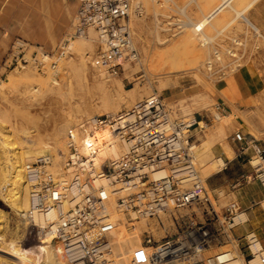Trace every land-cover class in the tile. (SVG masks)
I'll list each match as a JSON object with an SVG mask.
<instances>
[{
    "label": "built area",
    "instance_id": "2783aa9c",
    "mask_svg": "<svg viewBox=\"0 0 264 264\" xmlns=\"http://www.w3.org/2000/svg\"><path fill=\"white\" fill-rule=\"evenodd\" d=\"M76 2L73 35L87 38L93 31L97 37L98 50L91 66L115 76L125 62L139 59L130 25L131 0ZM140 10L136 5L134 11ZM66 43L64 40L59 44L58 54H64ZM28 50L25 41L15 39L3 67L22 68L31 64L40 72L56 68L55 62H49L54 53L36 47L27 59ZM216 51L206 62L209 70L218 61ZM232 53L228 50V54ZM226 77L222 73L219 78ZM228 115V109L217 104L211 118L205 120L195 115L172 118L162 97L153 93L116 114L86 119L77 134L66 139L61 174L51 170L50 154L39 155L24 165L25 183L30 188V224L39 229L43 240L54 238L66 264H114L118 255L106 225L107 205L101 195L108 191L129 223L173 215L176 227L173 235L155 240L151 231L145 232L144 243L151 248L147 264H229L235 250L222 251L218 247L228 245L235 228L248 222L234 223L235 217L247 211L232 200L222 208L221 216L218 214L216 203L225 193L211 190L203 182L195 165V145L190 141L193 130L203 129ZM101 131L113 134L120 146L118 155H104L111 144L103 139ZM229 139L235 148V158L250 169L236 178L233 189L256 181L264 190V141L240 130ZM215 161L219 171L227 169L230 162L223 154ZM190 207L201 209V220L197 221L192 214L174 215ZM36 217L43 224L35 222ZM234 240L242 264H251L253 247L264 251L255 231ZM129 264L139 262L131 258Z\"/></svg>",
    "mask_w": 264,
    "mask_h": 264
},
{
    "label": "rangeland",
    "instance_id": "374dc122",
    "mask_svg": "<svg viewBox=\"0 0 264 264\" xmlns=\"http://www.w3.org/2000/svg\"><path fill=\"white\" fill-rule=\"evenodd\" d=\"M131 1L132 13L135 15V20L130 19V25L139 59L131 62L128 68L124 66L118 75L115 76L91 66V62L98 50L97 37L95 42L94 40L92 41L94 49L89 51L87 55H84L83 60L87 76L84 75L83 77L81 73H76L75 70L72 72L73 70L70 69L71 65H76V67L81 66L82 54H78L77 51H74L71 45L86 42L88 40V38L76 37L73 35L72 23L67 32L60 37L56 43L52 44V46H44L41 43L28 41L20 36H16L13 39V41L15 39H21L28 44L29 50L26 51L25 56L27 59L31 58L30 56L32 52L36 50V47L43 46L48 51H50L49 49L51 48L54 49V52H51L54 53V55L49 62H55L56 68H46V70L40 72L31 64L22 68H14V66H11L5 69L0 76V123L3 125L0 127V138H7L10 136L11 132L13 136L12 140L16 143V146H18L17 148L15 145H11L14 142L9 138L5 141L6 145L9 143V145L12 146L10 147L12 149H9L10 151L7 152L8 155L12 157V161L14 158L20 156V150L24 154V150L26 149L25 144L23 145L24 142H21L20 138H15V134H13L14 130L22 128L32 130L33 132H31L33 134L31 133L29 142L33 141L36 145L43 146L51 142V137L55 129L63 124L64 118L70 113L81 116L77 118L76 121V123H78L77 130L80 124L85 122L86 119L94 115L105 114L100 107L101 102L99 100L101 94L100 87L103 82H107L111 85V92L115 96L119 86H122L123 91L117 95L122 102L118 112L156 93L162 97L167 108L170 109L172 118H187V116L192 117L195 115L197 118L205 120L211 118V115L214 113V106L221 104L217 97L219 94V84L222 80V78L219 77L222 73L229 76L249 69L252 73L264 78V0H255L253 5L244 13L259 28L258 34L254 32L251 27L246 25L241 17H237L234 11L227 8L223 11V14L219 15L213 21V26L208 25L204 30L209 38L212 37V40L204 46L201 45L202 43L196 34H193L194 39H184V37L188 35L187 32H190L191 29L190 27H183L182 24L184 22L200 19L203 14H206L208 10L221 2V0ZM250 1L252 0H233L232 4L236 9H242V7H245ZM136 5L141 7L139 12L134 11ZM90 35L91 31L89 33V36ZM61 39L67 40L63 55L56 52ZM10 48L11 46L7 54ZM215 50L219 52L220 58L215 62L214 68L209 70L206 62L213 56ZM228 50H231L233 53L228 54ZM161 63L165 65L173 63L175 65H180V68L193 64L192 67H194V69L188 73L170 72L169 70H167L166 73H160L159 68L161 67L160 65H162ZM25 75L29 77L28 84L40 87V91L34 90V92L31 90L32 94L30 95L32 96L28 98V100L24 98V84L10 88L11 78L18 79ZM195 76L196 78H194ZM51 77L59 81L57 87L60 89L57 90L56 88L54 90L56 91L55 94L49 93V90L47 91V87L45 86V81H48ZM195 79L198 80L196 81ZM161 81L169 84V90L160 87ZM200 81H202V83ZM41 82L44 84L42 85ZM42 86L44 87L42 88ZM262 88H264V84H262ZM44 90L47 92L43 93L45 92ZM203 95H207L210 98L208 106H203V101L201 102L199 100ZM194 99H197L198 103H195ZM201 107L204 108L202 109ZM184 108L188 111L183 113ZM235 109L237 111L236 116L227 124L224 134L219 136L216 142L210 143L205 139L214 132L215 127L222 120H227L230 114L220 120L212 121L210 125L203 129L198 128L193 130L190 138V141L194 142L195 145L193 149L195 154V165L201 177V167L204 164L206 165L211 161H215V159L221 155L218 152L219 149L230 161L227 169L219 171V167H217L215 173L211 176L205 179L203 177L201 178L209 189L224 191L225 196L220 198L216 203V210L220 216L223 212L222 208L230 201L236 200V198L232 197V194V198L229 196L231 192L241 191L243 194L245 189L249 187L255 188L252 192H259L261 189L259 183L256 181L233 189L232 185L236 181V178L243 172H249L250 169L243 161L235 158V148L230 142L229 137L233 132L240 130L264 141V89L254 98H251L249 102L245 104V108H234V110ZM187 113H190V116ZM234 124L236 126H234ZM67 137L65 138V142ZM9 145H7V148H9ZM13 146H15L14 148L17 151L13 149ZM40 153L43 154L44 152ZM39 155L40 154L35 157L33 156L30 160L24 159L23 157V164L25 165L33 161ZM54 161L53 156V166L51 170L54 174H61L63 172V159L59 171L54 167ZM24 165L22 167H24ZM24 184L27 187L26 199L28 201L30 188L26 183ZM109 195L106 194L107 197L113 199ZM0 211L3 213L1 214L0 212V214L4 216L2 217L0 215V235H4L5 242L3 246L0 244V249L2 250H0V252H3L0 253V264H6L5 261L8 264L10 260L13 261V264H40V256L43 254L42 259H44V253L48 254L47 250L55 245L52 244V242L49 244H40V241L43 240L42 234L39 229L27 222V214L26 216H21L16 213L2 197H0ZM118 211L119 214L122 213L120 210ZM181 214H187L189 216L192 214L197 221L201 220V209L199 207H190L174 213L175 216ZM122 215L125 222L124 226L127 231L134 230L133 228L138 227L141 222H145L146 228L138 236V242H135L136 239H130V241L125 243L121 241L116 234L111 232L109 228V235L114 244L115 253L118 255L117 261L115 262L116 264H129L131 258L135 259V254L142 251L143 248H148L144 243L146 231H151L155 240H160L176 232V227L172 221L173 215L167 214L161 216L158 220H140L133 223H129L126 215L123 213ZM248 218V222L240 226L242 228H235L237 230L234 231V238L242 232L244 227L251 226L252 228L249 231H255L260 237V240H264V233H261L259 228L253 229V227L257 225L255 219L249 216ZM230 238L231 242H229L228 245L226 244V246L219 245V250L232 249L235 250V253L236 251L239 253L237 250V241L234 240L233 236H230ZM136 243L139 245H136ZM262 244H264V242H262ZM13 247L24 248L27 252L24 256H15L10 252ZM148 253L150 254L149 248ZM1 256L3 258L5 257V259ZM36 258L39 259V261L36 260Z\"/></svg>",
    "mask_w": 264,
    "mask_h": 264
},
{
    "label": "bare ground",
    "instance_id": "6f19581e",
    "mask_svg": "<svg viewBox=\"0 0 264 264\" xmlns=\"http://www.w3.org/2000/svg\"><path fill=\"white\" fill-rule=\"evenodd\" d=\"M254 1L255 0L250 1L245 7H242V9H236V7H234L233 4H231V2L229 0L223 1V2L215 5L210 10H208L206 12V14H203V16L200 19H196L195 21H190V22H186V23L184 22L182 24L183 27H186V28L190 27V29H191L190 32H187V34L189 36L185 34L186 37H184V39L185 38H189V39L193 38L194 39V37H193L194 35L193 34H196L199 37V40L202 43L201 45L204 46L208 42H210V38L204 32V30L207 28L208 25H211L212 21H214L212 19H214V17L217 18L218 17L217 15L220 14L221 12H223V10L226 7L234 9L235 14L237 15V17H241L242 20L245 22V24L248 25L249 27H251L254 30V32H256L258 34L259 33V29L253 23H251L250 19H248L246 14H244L245 11H247L250 8V6L253 4ZM131 14H133V13L131 12ZM134 16H135L134 14L131 15L130 19L131 20H135ZM87 38H88V40L86 42H80L78 44H72L71 45L74 51H77L78 54L79 53L82 54L81 55L82 64H81L80 67H76V65H71L72 67L70 66V69L73 70L72 72H74V70H75L76 73H79V74L81 73L83 77H84V75L87 76L85 63H84V60H83L84 59V55H87V53L89 51H92L94 49V45L92 44V41L94 40V42H95L96 34L93 31H91V35L89 37H87ZM189 39H187V40H189ZM193 39H191V40H193ZM133 43H134V41H133ZM134 45H135V43H134ZM69 48H70V46H69ZM216 52L218 53V51H216ZM217 55H218L217 57L219 59L220 58V54L218 53ZM192 65L193 64H190V66L188 65V66H184V67L180 68V65H175L173 63L170 64V65H165L163 63L162 65H160L161 67L159 66L160 67L159 68V72L160 73H163V72L166 73L167 70H169L170 72L176 71V72H187L188 73L189 71L194 69V67H192ZM68 66H69V64H68ZM124 66H125V68H128L130 66V63L129 62H125ZM194 78H196V76ZM28 80H29V77L27 75H25L24 77L18 78V79L11 78V84H10V88L11 87L12 88L13 87H17L18 85L20 86V84H24L25 87H24V90H23L24 91L23 94L25 95L24 98L27 99V100H28V98H31V96H32V95H30V94H32L31 90L40 91L39 90L40 87H37L36 85L28 84L29 83ZM200 82L202 83V81H200ZM41 84L43 85L44 83L41 82ZM57 85H59V81L57 79H55L54 77H51L50 79H48V81L47 80L45 81V86L47 87V91L49 90L48 91L49 93L55 94L56 91H54V90L56 88H57V90L60 89L59 87H57ZM43 87L44 86H42V88ZM160 87L169 90V84L168 83H164L163 81L160 82ZM100 88H101V94H100L99 100L101 102L100 103V107L104 111L103 113H105V114H116V112L119 111V108L121 107V104H122L121 99L119 98V96H117V95H119L121 93V91H123L122 90V86L121 85L119 86L118 90L116 91V93H117L116 96L112 94V92H111L112 87H111V85L109 83L103 82V84L101 85ZM44 91L45 92H43V93L47 92L46 90H44ZM26 95H28V96H26ZM33 95H34V93H33ZM209 99H210L209 96L203 95V97H201V99H199V100L201 102L203 101L202 102L203 106H208L209 102H210ZM169 101H170V99H169ZM194 102L198 103V100L194 99ZM183 110H184L183 113L188 111L185 108ZM236 113H237V111L235 109L234 113L230 114V117L227 120H224V121L222 120L215 127L214 132L211 133L210 135H208L205 140L210 142V143L216 142L217 138L224 134L225 127L236 116ZM188 115L190 116V113ZM79 117H81V116L78 115V114L76 115V114H71L70 113L69 115H67V117L64 118L65 120H64L63 124L59 128L55 129V132L53 133V135L51 137V142L46 144V145H43V146H38L33 141L29 142V138H31V133L33 132L32 130H30L28 128H22V129L14 130L13 134H15V138L16 139L20 138L21 142H24L23 145L25 144L26 149L24 150V154L20 150V153H19L20 156H18V153L16 152L18 157L14 158L13 161H12V157H10L8 155V153H7L8 151H10L12 149V148H10V147H12L11 145H15L16 146V143L12 140L13 136L11 135V132L9 131L10 132V136H8L9 135L8 134L7 138H5V137L0 138V197H2V199L4 201H6L9 204V206L16 213H18L19 215H21V216L25 215L26 216V214H27L26 218H27V222L28 223H30V221H29L30 219L28 217L29 201H27V199H26L27 187L24 184L25 183V179H24L23 169H22L23 168L22 166L24 165L23 164L24 163L23 162V157H24V159L30 160V158L32 159L33 156L35 157L38 154H40V155H43V154L44 155L45 154L53 155L54 156V160H55L54 161V167L57 169V171H59L61 169V161L63 159L64 153L66 152L65 138L67 136L69 137L70 135H76L77 134V132H78V130H77L78 123H76V121H77V118H79ZM1 118H2V116H1ZM22 118H24V117H22ZM5 119H3V120H5ZM6 121H4V122H6ZM0 122H1V119H0ZM31 122H33V121H31ZM1 126H3V125L1 124L0 127ZM14 127H15V124H14ZM3 128H5V127H3ZM0 134H1V132H0ZM4 136H5V134H4ZM101 136L103 137V139L110 141V144H111V147L106 149V151L104 152V155L105 154H107L108 156H116V155H118V153L120 152V146L118 144H116V140L114 139L113 134H111L109 131H103V132L101 131ZM8 138L11 139L15 143V144L12 143L11 145H9V143H7V145H9V148H7V145L5 143V141H7ZM9 142H10V140H9ZM15 146H13V149H15L14 148ZM16 147L18 148V146H16ZM40 152H44V153L41 154ZM16 153H14V154H16ZM193 155H194V158H195L194 150H193ZM11 156H12V154H11ZM218 166H219V164L216 161H211V162H209L206 165L204 164L201 167L202 177L205 179L206 177L211 176L213 173H215L216 168ZM62 168H63V166H62ZM106 194L109 195L108 191H103L101 193V195L104 197V199L106 201V205H107L106 225L108 226V228L111 229V232L116 234V236H118L121 239V241H123L124 243L127 242V241H130V239H136L135 242H138V240H139L138 236L146 228L145 222H141L138 225V227L133 228L134 230L127 231L125 226H124L125 222H124V218H123L122 213L121 214L118 213L119 211L115 207L114 200L110 199L109 197H107ZM1 214H3V213L1 212ZM2 217H4V216H2ZM246 220H248V216L246 215V213H243L240 216L234 218V223H238V222H242V221H246ZM35 222H37L38 224H43L42 219H40L38 217L35 218ZM51 242L55 246H53L51 249H49L51 251L47 250L48 254L44 253L45 254L44 259H42L43 254L40 256L41 257V261L40 262L42 264H65L66 262L63 259L61 260L60 245L56 243V241L54 240V238L52 236L47 237L44 240L40 241V244H46V243L49 244ZM133 243H134V241H133ZM0 244L2 246L5 245L4 235L3 234L0 235ZM136 245H139V244L136 243ZM2 246H1V248H2ZM148 248H149V250L151 252V248L150 247H148ZM148 248H143L142 251H140L137 254H135V259L139 262V264H147V260H148V256H149ZM10 252L13 255H15V256H24L26 254L27 250L24 249V248H21V247H13L10 250ZM253 252H254L255 255H254V259L252 260L251 264H264V251L261 252V251H259V250H257L256 248L253 247ZM0 253H3V252H0ZM3 259H5V257ZM232 259L233 260L230 261L229 264H242V262H243L242 257L239 256L237 251H236V253L234 252V254L232 255ZM36 260L39 261V259H37V258H36ZM2 262H3V260H2ZM34 262H36V261H34ZM5 263L7 264L6 261H5ZM8 264H13V261H11V260L8 261ZM32 264H35V263H32ZM114 264H116V263H114Z\"/></svg>",
    "mask_w": 264,
    "mask_h": 264
},
{
    "label": "crops",
    "instance_id": "0c3cea01",
    "mask_svg": "<svg viewBox=\"0 0 264 264\" xmlns=\"http://www.w3.org/2000/svg\"><path fill=\"white\" fill-rule=\"evenodd\" d=\"M223 1L226 0H221V2ZM229 1L232 4L233 0ZM77 6L76 0H0V76L5 70L3 62L8 49L16 36L41 43L44 46H52L73 23ZM227 8L229 7L224 10ZM229 9L234 11V9ZM221 14L223 12L217 16ZM215 19L214 17L212 20ZM250 22L253 23L251 20ZM213 23L212 21V26ZM62 40L64 39H61L59 44ZM49 50L48 52H54L52 48ZM262 84H264V78L252 73L249 69L240 71L221 80L217 98L223 106L228 108V113L232 114L234 108H245V104L264 89ZM234 126L236 125L234 124ZM218 152L223 153L220 149ZM253 189L255 188H246L243 194L241 191L231 192L229 196L231 197L232 194V197L239 201L240 207L247 211L248 215H246L255 219L257 225L253 229L259 228V231L264 233V190L252 192ZM240 228L242 227L237 229ZM251 228V226L244 227L242 232L236 236L242 237Z\"/></svg>",
    "mask_w": 264,
    "mask_h": 264
}]
</instances>
